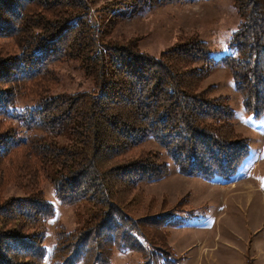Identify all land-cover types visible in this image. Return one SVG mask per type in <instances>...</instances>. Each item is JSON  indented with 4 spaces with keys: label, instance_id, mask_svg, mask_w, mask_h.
Masks as SVG:
<instances>
[{
    "label": "rangeland",
    "instance_id": "374dc122",
    "mask_svg": "<svg viewBox=\"0 0 264 264\" xmlns=\"http://www.w3.org/2000/svg\"><path fill=\"white\" fill-rule=\"evenodd\" d=\"M67 1L62 0L63 3ZM83 4L86 7L82 15H75L78 10L63 20L64 24H68L65 31H76L86 26H81L82 21L88 26L94 23L95 27L91 29L95 38H101L107 44H123L119 47L128 51L125 56L131 64L124 63L121 69L115 71V80H128L130 76L133 79L132 73H137L136 65H145L146 61L157 59L166 61L167 57L175 55L174 49L180 51L196 43L207 51L210 58L195 63L188 61L183 65L186 68L180 67V72L185 73L190 68L199 70L203 77L195 84L199 86L191 92L212 103H220L233 112L231 120L223 122V128L228 138L243 141L241 143H245L247 149L232 174L225 177L217 175L207 180L179 173L165 149L151 138L101 163V172L108 174V178L104 179L109 191L112 189L118 193L115 187L123 186L112 202L129 218L124 229L133 239L120 247L105 244L109 251L106 257L109 264H264V112L255 116L245 109L235 87L232 70L223 62L228 56L238 58L241 55L236 46L230 44L238 22L233 0H83ZM32 5L28 4L26 10L24 6L21 8L24 16L20 19H16L10 11L0 9V17H11L14 24L21 27L16 35L15 31L9 36L0 33V59L18 57L21 63L22 50L18 43L24 45L25 39L41 33L39 25L44 19L48 27L56 21L40 7L31 9ZM66 7L63 5L62 9ZM21 19H25V23ZM38 38L41 42L47 39L41 35ZM62 40L66 44L70 42V39L68 42ZM65 53L49 63V73L42 80H31L26 82V86L16 85L13 77L17 73L11 77V82L8 77L0 75V89H11L14 95L19 91L15 113L10 119H0V136L17 139L28 134L26 141L23 137L6 151L0 150V207L11 199L25 204L39 196L53 209L51 217L42 219L38 215L39 219L30 223L25 219L24 212L19 214L15 211L14 221L8 220L6 214H0V232L16 234L14 239L9 235L6 239L0 237V259L3 255L6 264H19L17 261L20 259L38 264L62 261V253L68 248L64 249L66 243L93 226L95 217L103 208L97 204L94 206L89 198L79 197L69 203L56 196L54 178H57V167L50 161L42 160L31 140L41 146L42 141H54L57 145L68 147L73 140L39 131L35 132L37 136H33L34 132L29 133L20 118L24 109L35 104L36 98L79 93L96 96L100 93L98 86L104 81L101 75L99 81L96 75L88 72L80 59L74 56L73 49L70 55ZM12 61L15 62V59ZM125 69L130 72L126 73ZM106 81L109 82L108 78ZM133 96L126 94L124 98L134 100ZM118 99H123V95L119 94ZM131 104L130 101L128 105ZM14 130L18 134H14ZM63 139L66 141L61 143ZM155 154L160 157L159 161L169 166L167 175L162 179L146 181L135 187H125L121 180L112 179L124 170L123 165L120 167L118 164L143 161V158H151ZM84 180L83 177H75L66 194H71L69 189L73 190L77 184L84 185ZM163 211L169 213V221L179 219L177 225L165 223L156 227L154 220H141L146 215ZM131 220L136 228L133 231L128 226ZM33 250L38 252L35 257ZM72 250L69 248L68 252ZM79 263L82 264L81 261Z\"/></svg>",
    "mask_w": 264,
    "mask_h": 264
},
{
    "label": "trees",
    "instance_id": "16d2710c",
    "mask_svg": "<svg viewBox=\"0 0 264 264\" xmlns=\"http://www.w3.org/2000/svg\"><path fill=\"white\" fill-rule=\"evenodd\" d=\"M31 3L33 4L31 9L40 7L46 14L54 16L56 21L48 27L44 19L39 25L41 33L25 39L24 45L18 43L22 50L21 63L18 57L10 60L0 59L1 77H8V81L11 82V77L17 73L13 78L19 87L26 86V82L31 80H42V77L49 73V63L65 52L70 55V50L73 49L74 56L80 59L83 67L96 75L99 81L101 78L104 80L103 84L99 83L98 88L101 91L96 96L79 93L36 98L35 104L24 109L20 115L29 133L34 132L33 136H37L35 132L39 131L73 140L69 147L57 145L54 141H42L41 146L31 140L33 145L37 146L42 160L50 161L57 167V178L53 177L56 182L54 184L56 196L69 203L79 197L89 198L94 206L97 204L103 207L95 217L96 222L93 226L80 232L75 240L66 243L64 249L68 248L62 253L64 254L62 261L55 264H80L79 261L82 264H109L106 258L109 251L105 244L120 247L122 243L132 242L133 239L124 229L130 221L129 218L112 202L123 186L115 187L118 193L112 189L109 191L105 183L108 174L106 171L101 172L99 167L101 163L122 155L135 144L151 138L165 149V153L179 173L207 180L217 175L225 177L232 174L247 153L246 145L241 143L243 142L241 140H231L225 133L223 122L231 120L232 111L220 103H212L200 94L191 92L195 86H199L195 84L203 77L199 70L190 68L185 71L186 74L180 72V69L186 68L183 65L188 61L195 63L211 57L196 43L180 51L174 49L175 55L167 57L166 61L157 59L146 61L145 65H136L137 73H132L133 79L130 76L128 80H115L113 73L121 69L124 63L131 64L127 60L129 58L125 56L128 51L119 47L123 44H107L103 39L95 38L91 29L95 27L94 23L88 26L82 21L81 26L86 24L84 26L87 28L86 31L83 30L84 27L76 31H65L68 24H64V21L68 15H73L78 10L75 15L83 14L82 11L86 7L83 0H68L67 3H63L62 0H0V9L10 11L16 19H20L24 16L21 8L24 6L26 10L27 5ZM63 5L68 7L62 9ZM233 5L238 22L232 32L230 44L236 46L241 55L238 58L228 56L223 62L232 70L235 87L242 97L245 109L259 116L264 112V0H233ZM10 18L0 17V33L5 36H9L13 31L16 35L21 29ZM22 23H25V19ZM40 35L46 36L47 39L44 42L39 41L40 38L37 39V36ZM62 39L67 40L70 45L68 46ZM66 48H69L68 51ZM120 53L124 57L121 58ZM14 59L15 62L12 61ZM210 69L208 67L207 70ZM125 70L126 73L130 72L128 69ZM104 76L106 77L103 78ZM18 92L14 95L11 89H0V119H10L15 113ZM119 94L123 95V99H118ZM126 94L129 97L134 94V100L124 98ZM122 100L125 106L122 105ZM130 101L132 104L129 106ZM217 122H221V125H217ZM117 133L118 136L115 137ZM14 134H18V131L14 130ZM23 137L26 141L28 134L27 137L22 135L16 137L17 139L13 136L5 138L0 136V150L8 149L23 140ZM64 141L66 139L61 143ZM159 160L160 157L155 154L154 157L143 158V161L118 164L123 165L124 170L116 173L117 177L113 176L112 179L121 180L125 187H135L146 181L162 179L167 175L169 166ZM75 177L85 178V184H77L73 190L69 189L71 194H66ZM20 201L11 199L7 204L1 205L0 214H6L8 220L14 221L17 214L15 211L19 214L24 212L25 219L30 220L29 223L39 219L38 215H41L42 219L53 215L52 205L42 197L37 196L32 202L25 204ZM31 208L33 211H28ZM168 214L163 211L156 215H146L141 220L143 222L154 220L156 227L165 223L177 225L179 219L169 221ZM132 222L131 220L128 226H131L133 231L135 226ZM6 234L0 232V237L3 239L8 235L11 239L16 237V234ZM69 248L73 250L68 252ZM34 255H38L35 250ZM1 257L0 264H6V261L3 262V255ZM20 260L17 263L38 264L25 262V259Z\"/></svg>",
    "mask_w": 264,
    "mask_h": 264
}]
</instances>
